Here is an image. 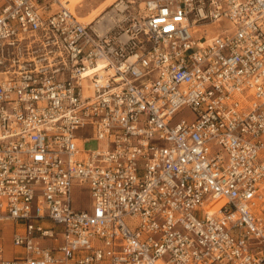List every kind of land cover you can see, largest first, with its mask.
Here are the masks:
<instances>
[{
	"label": "built area",
	"instance_id": "2783aa9c",
	"mask_svg": "<svg viewBox=\"0 0 264 264\" xmlns=\"http://www.w3.org/2000/svg\"><path fill=\"white\" fill-rule=\"evenodd\" d=\"M142 4L0 0V264H264V0Z\"/></svg>",
	"mask_w": 264,
	"mask_h": 264
},
{
	"label": "rangeland",
	"instance_id": "374dc122",
	"mask_svg": "<svg viewBox=\"0 0 264 264\" xmlns=\"http://www.w3.org/2000/svg\"><path fill=\"white\" fill-rule=\"evenodd\" d=\"M113 1H116V0H79L78 2L73 0L72 3L75 4L74 10L76 11L78 17H80L83 20H88V19H91L93 15L99 13L103 9L106 10L109 7L108 5H110ZM138 4H139V1H136L133 5H128L129 6L128 11H131V9H133L134 11L137 10ZM109 9L106 12H108ZM126 24L127 26L129 25V23H126ZM219 26L222 27L223 25L221 24ZM215 27L216 26L209 27L208 36H211L215 33V30H214ZM181 117L191 118L190 113H188L187 111H183V113L181 114ZM102 146H103V143L101 142L90 141L89 143H86L84 145L83 149L84 150H95V149L101 148ZM74 200H75L76 206L81 207L83 209H89L90 201L88 197L86 196L81 197L79 195V192L75 191ZM0 238H2V241L4 244L5 256L10 257L14 253L17 255L20 254V251L18 249L14 250L11 247L9 227H6L4 231L0 232Z\"/></svg>",
	"mask_w": 264,
	"mask_h": 264
},
{
	"label": "bare ground",
	"instance_id": "6f19581e",
	"mask_svg": "<svg viewBox=\"0 0 264 264\" xmlns=\"http://www.w3.org/2000/svg\"><path fill=\"white\" fill-rule=\"evenodd\" d=\"M76 2H78L79 0H74ZM119 0H116V1H113L110 5H108L109 7L105 10L103 9L102 11H100L99 13L95 14L92 16L91 19H88V20H83L81 19L80 17H78L76 11L74 10V7H75V4H73V0H65V2H67V8H69L72 13L76 16V18L78 19V21L82 22V23H86V24H91L93 22H96V23H99V27H101V31L104 32L106 31L107 29L110 28V26L113 25V23L116 21V20H119V21H123V19H126V21H123L122 22V25L124 27H128L131 25V22L130 20L128 19V16L129 14H136V13H139L140 10L142 11V8H143V4H142V0H127L129 1V4L130 5H133L136 1H139V4H138V9L137 10H133L131 9V11H128L127 8H125L123 5L124 4H121L119 6H117L116 9H118L120 12L114 14L113 17L110 18V14L109 12H106L109 8L113 7L114 4H116ZM115 9V10H116ZM105 10V11H104ZM110 10V9H109ZM103 12V13H102ZM127 12V14H126ZM126 23H129V25L127 26ZM202 23H199V25H194V24H191L189 23V30L191 31L192 35H197L198 32H203V31H207V36H208V29L209 27L211 26H216V25H206V26H201ZM218 26L219 25H223L222 27L224 29H226L227 31H232L233 30V27L235 28V25L233 23H231L229 20L225 21V22H219V23H216ZM217 27V26H216ZM209 37V36H208ZM198 44H203V40L201 41H197Z\"/></svg>",
	"mask_w": 264,
	"mask_h": 264
}]
</instances>
